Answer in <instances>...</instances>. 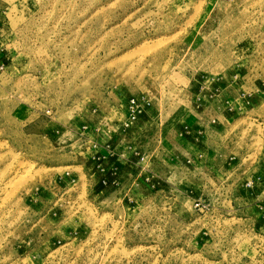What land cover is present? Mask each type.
<instances>
[{
  "label": "rangeland",
  "instance_id": "374dc122",
  "mask_svg": "<svg viewBox=\"0 0 264 264\" xmlns=\"http://www.w3.org/2000/svg\"><path fill=\"white\" fill-rule=\"evenodd\" d=\"M0 264H264V0H0Z\"/></svg>",
  "mask_w": 264,
  "mask_h": 264
}]
</instances>
